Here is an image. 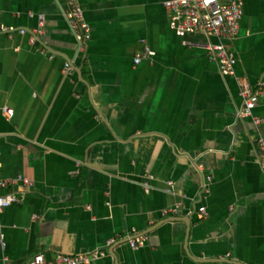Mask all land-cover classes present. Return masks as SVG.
Listing matches in <instances>:
<instances>
[{
	"label": "crops",
	"instance_id": "0c3cea01",
	"mask_svg": "<svg viewBox=\"0 0 264 264\" xmlns=\"http://www.w3.org/2000/svg\"><path fill=\"white\" fill-rule=\"evenodd\" d=\"M164 1L0 0V179L17 199L0 264H264V0L233 39L178 34ZM142 40L154 54L135 65ZM243 81L262 92L250 117Z\"/></svg>",
	"mask_w": 264,
	"mask_h": 264
},
{
	"label": "built area",
	"instance_id": "2783aa9c",
	"mask_svg": "<svg viewBox=\"0 0 264 264\" xmlns=\"http://www.w3.org/2000/svg\"><path fill=\"white\" fill-rule=\"evenodd\" d=\"M164 7L166 13L171 18V24L176 29L177 33L183 35L186 31L196 30L208 34H213L220 39H233L238 37L241 32L242 20L245 14V0H165ZM69 20L73 26L76 36L80 40H89L90 33L88 25L84 22L82 11L78 5H73L68 12ZM44 18L41 16L40 24L43 25ZM24 34V31H22ZM81 42V41H80ZM142 53H137L133 61L135 65H139L142 60L154 54V51L146 43ZM209 52L213 59H217L220 63L221 70L225 75H236L237 56L228 48L225 42L215 43L210 45ZM71 71L69 63L65 65V72L68 74ZM262 92L251 89V85L245 81L241 83V96L244 101L243 116L250 117L256 108L260 94ZM3 113L8 117L14 114L13 109L2 108ZM263 121L255 119L256 124ZM260 148V167L264 171V138L258 142ZM8 180L0 179V212L7 209L17 201L14 195H4V190ZM179 205L172 208L173 212L179 211ZM201 213H206V208L200 209ZM141 244H142V240ZM133 248L137 249L138 244L131 241ZM99 257V255H97ZM90 257L86 256H66L58 255L57 261L51 264H87L90 262ZM44 256L39 254L35 257L32 264H43Z\"/></svg>",
	"mask_w": 264,
	"mask_h": 264
},
{
	"label": "rangeland",
	"instance_id": "374dc122",
	"mask_svg": "<svg viewBox=\"0 0 264 264\" xmlns=\"http://www.w3.org/2000/svg\"><path fill=\"white\" fill-rule=\"evenodd\" d=\"M73 7V6H72ZM72 9V8H71ZM70 11V10H69ZM67 15H68V13H67ZM69 18V17H68ZM75 36H76V34H75ZM84 40V39H83ZM140 53H142V52H140Z\"/></svg>",
	"mask_w": 264,
	"mask_h": 264
}]
</instances>
